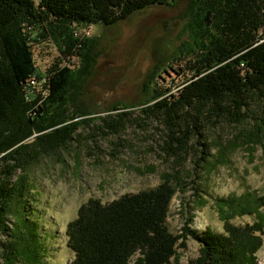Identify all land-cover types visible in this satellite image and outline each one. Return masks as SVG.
Instances as JSON below:
<instances>
[{"label": "trees", "instance_id": "1", "mask_svg": "<svg viewBox=\"0 0 264 264\" xmlns=\"http://www.w3.org/2000/svg\"><path fill=\"white\" fill-rule=\"evenodd\" d=\"M177 2L0 0V264H48L39 221L31 218L33 210H25L34 194L33 170L41 160L59 157L77 140V131L95 118L117 134L129 113L124 105L115 106L126 111L111 121L74 108L73 93L96 63L95 41L82 31L114 26L138 12ZM184 18L188 37L165 61L178 67L176 72L168 66L177 77L171 83L176 94L170 86L161 87L170 74L157 70L138 105L168 130L162 146L168 156L184 148L187 137L172 136L189 134L193 114L206 111L242 125L248 100H264V0H187ZM42 44L57 52L44 72L37 68L33 50ZM254 121V130L233 143L235 148L264 140V117ZM161 178L154 189L108 204L90 199L82 205L66 229L74 254L71 264H178L176 251L186 248L188 239L198 243L199 251L187 264H255L264 230V196L258 198L262 210L252 226L227 225L216 234L209 229L199 233L185 223L173 234L167 217L175 188L172 176Z\"/></svg>", "mask_w": 264, "mask_h": 264}, {"label": "rangeland", "instance_id": "2", "mask_svg": "<svg viewBox=\"0 0 264 264\" xmlns=\"http://www.w3.org/2000/svg\"><path fill=\"white\" fill-rule=\"evenodd\" d=\"M186 6L187 0H178L174 6L153 7L114 26L93 25L82 31L95 41L96 63L73 93L74 108L111 121L126 111L122 107L115 110V106L124 105L129 113L117 134H110L95 118L77 131V140L59 157L41 160L33 170L34 194L25 210H33L31 218L39 221L48 247V264L73 261L66 229L82 205L90 199L108 204L123 195L154 189L163 182L164 174L172 176L175 188L167 217L171 233H179L185 223L199 233L209 229L222 234L227 225L243 229L257 222V212L262 210L258 198L264 196V140L237 148L233 143L254 130V119L264 117V100H248V115L242 125L211 117L206 111L200 116L193 114L189 134L176 132L172 136L187 137L184 148L174 156L162 149L168 130L138 107L146 96L145 83L157 70L165 68L170 74L161 87L170 86L176 94L171 83L178 81L170 69L177 72L178 67L165 61L188 37ZM33 50L40 72L57 56L50 44ZM171 145L176 146L173 141ZM12 222L11 218L8 224ZM260 234L255 264L264 260V230ZM185 243L186 248L176 251L178 264L198 256V243L190 239Z\"/></svg>", "mask_w": 264, "mask_h": 264}, {"label": "bare ground", "instance_id": "3", "mask_svg": "<svg viewBox=\"0 0 264 264\" xmlns=\"http://www.w3.org/2000/svg\"><path fill=\"white\" fill-rule=\"evenodd\" d=\"M260 264H264V260H262V262Z\"/></svg>", "mask_w": 264, "mask_h": 264}, {"label": "built area", "instance_id": "4", "mask_svg": "<svg viewBox=\"0 0 264 264\" xmlns=\"http://www.w3.org/2000/svg\"><path fill=\"white\" fill-rule=\"evenodd\" d=\"M31 82V84L33 83L32 81H30Z\"/></svg>", "mask_w": 264, "mask_h": 264}]
</instances>
